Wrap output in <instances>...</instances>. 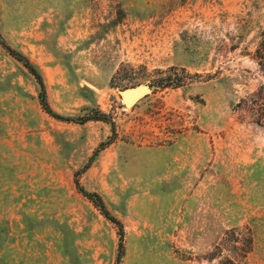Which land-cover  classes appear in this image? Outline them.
I'll use <instances>...</instances> for the list:
<instances>
[{"label":"rangeland","instance_id":"374dc122","mask_svg":"<svg viewBox=\"0 0 264 264\" xmlns=\"http://www.w3.org/2000/svg\"><path fill=\"white\" fill-rule=\"evenodd\" d=\"M262 29L264 0H0L51 109L112 117L78 180L123 226L119 264H217L232 229L253 241L239 264H264ZM137 86L154 89L122 107ZM38 94L0 46V264H116L117 227L74 185L110 126L56 120Z\"/></svg>","mask_w":264,"mask_h":264},{"label":"trees","instance_id":"16d2710c","mask_svg":"<svg viewBox=\"0 0 264 264\" xmlns=\"http://www.w3.org/2000/svg\"><path fill=\"white\" fill-rule=\"evenodd\" d=\"M0 46L17 62H19L31 76L35 79L36 83L39 86V94L38 99L42 110L49 115L50 117L65 122H76L79 124H83L89 121H100L106 123L110 126V130L112 136L107 142L100 144L98 149L95 150L93 155L89 158L88 163L84 166L81 172H77L74 177V185L82 196L89 200L92 205L112 224H114L118 229L119 236V244H118V254L116 257V264H119L123 254H124V246H123V226L121 222L112 216L101 196L97 193L86 191L79 183L78 175L81 174L84 170L88 169L95 159V157L102 151L106 146H108L116 137L115 124L112 120V117L109 114L102 112L99 109H91L89 113L83 116L82 118H71L65 117L55 113L51 107L49 106L46 88L44 84L43 77L38 70V68L21 52L13 49L9 46L6 41L3 39L0 33ZM254 58L257 61V64L260 68V71L264 74V29H262L259 33L258 44L255 50ZM182 81L173 76L160 77L156 82L155 86L160 88H168V87H179ZM123 107V105L121 104ZM252 237L249 232L240 231L238 232L235 229L229 230L224 234V238H222L221 242L214 247L212 253L209 254L208 261L212 262L217 260V264H239L241 260H243L247 254L251 251L252 248ZM223 252H226V255H223Z\"/></svg>","mask_w":264,"mask_h":264},{"label":"water","instance_id":"95a60500","mask_svg":"<svg viewBox=\"0 0 264 264\" xmlns=\"http://www.w3.org/2000/svg\"><path fill=\"white\" fill-rule=\"evenodd\" d=\"M153 89V87L148 86H137L135 88L125 89L118 92V98L124 108H131Z\"/></svg>","mask_w":264,"mask_h":264}]
</instances>
